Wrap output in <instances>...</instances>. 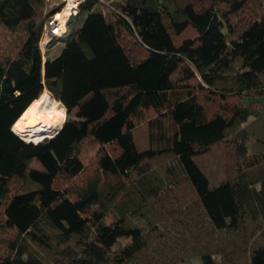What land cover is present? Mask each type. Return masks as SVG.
Here are the masks:
<instances>
[{"label":"trees","instance_id":"trees-1","mask_svg":"<svg viewBox=\"0 0 264 264\" xmlns=\"http://www.w3.org/2000/svg\"><path fill=\"white\" fill-rule=\"evenodd\" d=\"M49 7L0 0V264H264V0H81L52 59Z\"/></svg>","mask_w":264,"mask_h":264},{"label":"bare ground","instance_id":"bare-ground-1","mask_svg":"<svg viewBox=\"0 0 264 264\" xmlns=\"http://www.w3.org/2000/svg\"><path fill=\"white\" fill-rule=\"evenodd\" d=\"M72 4L75 6L74 1L69 0L67 8L58 12L57 17H55V21L63 29L65 28V20L69 15V7H74ZM64 118V107L53 100L44 90L40 97L34 100L14 123L12 130L30 139V142L36 143L42 137H52L59 130Z\"/></svg>","mask_w":264,"mask_h":264},{"label":"rangeland","instance_id":"rangeland-1","mask_svg":"<svg viewBox=\"0 0 264 264\" xmlns=\"http://www.w3.org/2000/svg\"><path fill=\"white\" fill-rule=\"evenodd\" d=\"M49 3H50V7H52V6H54V5H60L61 3H63V7H62V9L59 11V12H62L65 8H67V6H68V3H66L65 2V0H49ZM54 4V5H53ZM72 6H74L73 4H72ZM49 7V8H50ZM78 7V6H77ZM70 8V10H71V8L72 7H69ZM77 9V8H76ZM69 10V15L67 16V18H66V20H65V24H64V26H65V28H64V30L66 29V22H67V20H68V18H69V16H70V12L72 11H70ZM57 13L55 14V17H57ZM49 22V20H47L45 23H44V34L46 33V37H47V35H48V37H50L49 36V34H50V28L49 27H47V23ZM63 34H65L64 32L61 34V35H59V36H54V37H50V38H48V40H52L51 42L50 41H48L47 40V47L46 48H48L50 45H51V43H53V41H55L56 40V38L58 39V38H60ZM47 39V38H46ZM44 42H46L45 40H44ZM50 42V43H49ZM60 46H61V44L60 43H58L57 41H55L54 42V46L52 47V48H48V49H46V48H43V56L44 57H46V56H50V59H52V58H54L55 56H58L59 55V53H60ZM47 91V90H46ZM48 92V91H47ZM48 94H49V92H48ZM50 96V95H49ZM51 97V96H50ZM54 100V99H53ZM57 102V101H56ZM245 103H247V100H245ZM262 103H263V105H264V99L262 100ZM64 111H65V118H64V120H63V122H62V125H63V123L65 122V120H66V110H65V108H64ZM61 125V126H62ZM61 126L59 127V129L61 128ZM16 133V132H15ZM19 135V134H18ZM19 137L21 138V139H23L25 142H29V143H33V144H36V143H34V142H30V139H27V138H25L24 136H22V135H19ZM45 138H50V137H45ZM44 137H42L41 139H40V142L42 141V139L44 140L45 139ZM34 141V140H33ZM38 142V141H37ZM93 154L92 153H90L89 154V156H92ZM179 264H202V261H201V259L199 258V257H194V258H192V259H190L188 262H185V263H179Z\"/></svg>","mask_w":264,"mask_h":264},{"label":"built area","instance_id":"built-area-1","mask_svg":"<svg viewBox=\"0 0 264 264\" xmlns=\"http://www.w3.org/2000/svg\"><path fill=\"white\" fill-rule=\"evenodd\" d=\"M68 1L69 0H65V2L66 3H68ZM74 1V3H75V6L70 10V8H69V10L71 11L70 12V14H75L76 13V8H77V6L79 5V3H80V1L81 0H73ZM47 27H49L50 28V34H49V36L50 37H54V36H59V35H61L63 32L65 33L66 32V29L64 30L63 28H61L60 26H59V24H58V22L57 21H55V15H53L50 19H49V22L47 23ZM44 26H43V34H42V38H41V40H40V48H41V50H42V52L44 51L43 50V48H46L48 45L46 44L47 43V40H48V38H50V37H48V35H47V37H46V33L44 34ZM47 38V39H46ZM57 39V38H56ZM44 40L46 41V42H44ZM48 41H50V40H48ZM52 41V40H51ZM50 41V42H51ZM49 42V43H50ZM43 47V48H42Z\"/></svg>","mask_w":264,"mask_h":264}]
</instances>
